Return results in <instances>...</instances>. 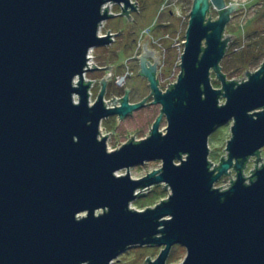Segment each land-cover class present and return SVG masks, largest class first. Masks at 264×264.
I'll return each mask as SVG.
<instances>
[{"label": "water", "instance_id": "water-1", "mask_svg": "<svg viewBox=\"0 0 264 264\" xmlns=\"http://www.w3.org/2000/svg\"><path fill=\"white\" fill-rule=\"evenodd\" d=\"M110 2L124 4L128 21L127 10L137 11L129 0H0V264H111L144 246L163 248L148 264H166L175 245L186 250L181 264H264V165L244 175L264 148V63L246 70L242 83L227 81L220 67L238 5L193 0L181 72L164 93L156 79L161 51L147 48L149 37L140 43L138 75L161 113L147 138L131 136L108 151L101 122L116 116L118 124L150 96L130 104L124 87L123 98L106 103L116 64L103 68L109 72L89 104L93 81L83 74L97 69L87 67L88 51L111 44L109 31L97 36L112 18L108 6L102 13ZM230 122L227 156L214 166L208 139ZM156 161L159 170L130 177L129 169ZM122 170L127 174L118 175ZM231 172L227 189L214 187ZM158 185L168 190L166 200L130 208Z\"/></svg>", "mask_w": 264, "mask_h": 264}, {"label": "rangeland", "instance_id": "rangeland-1", "mask_svg": "<svg viewBox=\"0 0 264 264\" xmlns=\"http://www.w3.org/2000/svg\"><path fill=\"white\" fill-rule=\"evenodd\" d=\"M139 3V11L132 15L133 20L128 21L126 17H115L105 21L104 31H112L117 34L116 41L109 46L96 47L93 53L94 63L103 68H114L116 76H123L128 71L129 75L124 80L123 87H117L113 82L110 83L108 92L105 95L106 101H111L113 97L117 100L125 95L124 87L128 92L130 104L141 103L151 94L150 88L146 85V79L138 75L140 69V57L142 55V47L139 44L145 40L144 37L139 40L141 32L149 27L154 21L156 29L153 36L160 39L165 35L172 36L180 30V36L183 40L187 29L189 15L192 8L193 0H136ZM165 1H169L170 5L163 15L158 16L159 10ZM226 6L238 5L236 10L230 15V21L225 28V35H232L234 38L228 44L226 53L220 62L221 73L226 76L227 81H238L242 83L247 80L242 74L247 70L250 74L255 73L264 63V0H225ZM180 12V15L177 13ZM212 19L218 17L215 9L210 10ZM120 31V32H119ZM119 32V33H118ZM170 42L163 41V46L169 48ZM147 47L155 51V48L149 43ZM154 56H156L154 54ZM175 59V51L169 49L167 59L165 61L164 72L161 76L162 83L160 90L164 93L167 91V82H172L176 78L171 77L173 60ZM151 64L153 59L149 60ZM175 61V60H174ZM229 73V74H228ZM107 74L106 70L101 73L94 72L88 77L103 78ZM228 74V75H226ZM145 79V80H144ZM213 88L220 89L221 83L217 80L216 75L212 72L210 75ZM99 88H95L94 94L97 96ZM120 101H118L119 103ZM153 97L150 95L145 101V105L116 123L117 117H110L103 120L100 125L101 137H107L108 151L119 149L122 145L129 141V137L134 136V141H140L147 138L152 125L160 116V105H154ZM151 103V104H149ZM225 100L220 99V105ZM148 104V105H146ZM233 123H227L215 129L208 139L209 156L208 160L217 166L220 160L227 156L226 145L231 138V127ZM167 122L165 117L162 118L160 131H165ZM104 129V130H103ZM115 135H118V140ZM119 144V145H118ZM259 158L261 161L256 163L258 157L252 158L246 165L244 175L249 177L251 171L262 168L264 165V148L260 151ZM178 163V162H176ZM162 163L160 161L149 162L142 166L134 167L128 170L132 179H141L147 174L159 170ZM127 174V170L118 172V175ZM235 178V173L231 176H223L216 184L215 188L225 189L230 185L231 179ZM164 186V185H163ZM222 187V188H221ZM168 190H164L162 185L154 186L149 192L131 203L130 208L137 211H144L153 208L161 201L169 196ZM162 247H133L121 254L111 264H148L146 260L154 261ZM186 256V250L182 246L175 245L171 248L166 264H181Z\"/></svg>", "mask_w": 264, "mask_h": 264}, {"label": "built area", "instance_id": "built-area-1", "mask_svg": "<svg viewBox=\"0 0 264 264\" xmlns=\"http://www.w3.org/2000/svg\"><path fill=\"white\" fill-rule=\"evenodd\" d=\"M129 2H130V4H134L136 2L137 6H138V7H136V10L139 11V3H138V1L129 0ZM168 5H170L169 1H165V3L162 4V6H161V8L159 10L158 16L163 15L162 12L164 13V11L167 10ZM107 6L109 7V10H108L107 13H108V15L111 14L112 18L121 17L122 16L121 15L122 14V8L121 7H124L123 3H121V4H114V3H111V2L107 3L106 5L103 6L102 13L104 12V9ZM127 11H129L128 13H129V16L131 18H132V15L137 12V11L132 12V11H130V9H128ZM177 15L181 16L180 12H178ZM208 17H209V15L207 16V18ZM132 20H133V18H132ZM105 23H106L105 21L102 22L100 27H99V29H98V33H97L98 38H102V37L107 36L108 31H104ZM154 29H156V22L155 21L149 27H147L146 29H144L141 32L139 40L141 41L144 37L146 39H148V37H149V40H150L149 43L155 48V52H160L161 51L159 53V56L161 57V59H158V63L160 64V66H159V64H156V79L158 80V84H159V88H160L161 84L166 82V80H162L161 79V76L163 75V72H164L165 61L167 59V52H168L169 49L175 51V59H174L175 61L173 60L171 77H175V78L177 77L178 78V76H179V74L181 72V66H180L181 65V55H183V53H184L185 37H184L183 40L181 39L180 30H179V31L175 32L172 36L167 34V35L163 36L160 39H156L153 36ZM115 34L116 33L112 32V31H109V35H113V36L110 37V39L112 40L110 45H112L116 41L117 35H115ZM163 41H169L170 42L169 48H166V47L163 46ZM140 47H141V45L139 44V48ZM94 51H95V48L90 49L88 51L87 59L88 58L89 59H88V62H87V67H88V69H91L92 68V64H94L97 69L96 70L95 69L87 70V67H85L84 70H87V71H85L84 74H83V78H84L85 81H93L90 84V88L88 90L89 104L90 105H93L95 103V101L97 100V96H98V94L100 92V88H101L99 83H100V80L102 78H100V79H97L96 77H92L91 78V77H88V75L91 76L90 75L91 73L100 72V71L106 70V69H103V67L98 66L97 64L94 63V61H93L94 60V56H93ZM155 55H157V54H155ZM106 72L108 73L109 71H106ZM113 72H114V70H113ZM128 75H129L128 71L123 76H116L115 72H114V78L112 79L110 77L109 81L113 82L117 87H123L124 80L126 79V76H128ZM177 78L174 81H172V82H170V81L167 82L166 83V88H168V86H167L168 84L169 85L175 84L176 81H177ZM77 82H78V78H75L74 81H73L74 86L77 85L76 84ZM95 88H99V92H98L97 96L94 94ZM75 100H77V98ZM104 101L106 103L108 102L105 99H104ZM231 173H230V176H231ZM227 177H229V176H227ZM234 179H232V180H234ZM227 187L225 189H227Z\"/></svg>", "mask_w": 264, "mask_h": 264}, {"label": "flooded vegetation", "instance_id": "flooded-vegetation-1", "mask_svg": "<svg viewBox=\"0 0 264 264\" xmlns=\"http://www.w3.org/2000/svg\"><path fill=\"white\" fill-rule=\"evenodd\" d=\"M214 20V19H213ZM101 72H103V71H100V72H97V74L98 73H101ZM90 75H93V73H91ZM145 80V79H144ZM146 81V85H147V87H148V82H147V80H145ZM110 81L108 82V84H107V86H106V93L108 92V88H109V85H110ZM149 88V87H148Z\"/></svg>", "mask_w": 264, "mask_h": 264}]
</instances>
